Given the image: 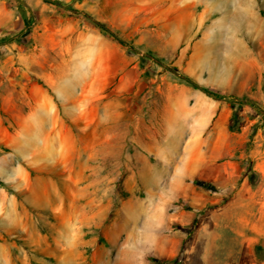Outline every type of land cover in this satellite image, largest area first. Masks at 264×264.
Returning <instances> with one entry per match:
<instances>
[{"label":"rangeland","instance_id":"obj_1","mask_svg":"<svg viewBox=\"0 0 264 264\" xmlns=\"http://www.w3.org/2000/svg\"><path fill=\"white\" fill-rule=\"evenodd\" d=\"M56 1L62 6L54 5L45 16L56 31L50 52L73 58L66 69L82 76L84 100L95 117L90 126L69 122L62 129L65 143L45 144L40 137L33 148L36 162L20 161L32 179H41L53 208L33 211L39 228L35 240L0 235V264H264V239L250 248L223 250L229 246L228 233L223 231L218 241L210 238L215 210L228 199L223 181H211L209 169L202 177H190V168L184 167L188 183L182 189L180 158L158 153L173 125L195 121L186 127L187 141L198 129L196 115L208 110L194 97L207 94L183 76L225 96L214 99L212 117L201 128L202 143L212 137L218 146L207 151L217 157V165L229 158L240 161L241 155L250 159L251 147L264 146V0H184L178 20L183 23L173 8L156 16L158 4L126 16L102 0ZM93 20L105 23L133 49L114 41ZM37 22L21 0H0V119L10 130L16 113L1 107L2 89L10 83L6 75L21 71L17 42L38 40L34 36L42 28L35 27ZM45 40L51 42L48 35ZM96 55L100 58L91 62ZM176 99L182 103L174 105ZM103 102L110 115L121 111L120 122L97 121V105ZM8 150L0 143V173L19 166L14 157L2 158ZM52 157L56 163L48 160ZM246 163L238 184L260 179L255 162ZM66 168L86 170L73 174ZM0 188L12 192L1 180ZM43 199L40 203L47 204Z\"/></svg>","mask_w":264,"mask_h":264},{"label":"crops","instance_id":"obj_2","mask_svg":"<svg viewBox=\"0 0 264 264\" xmlns=\"http://www.w3.org/2000/svg\"><path fill=\"white\" fill-rule=\"evenodd\" d=\"M102 1L105 2L104 6L119 9V12H115V14L126 16L133 15L135 10L151 8L157 4L160 9L156 16H164L168 14L166 11L168 8H173L177 22L183 23L178 20L179 16H182L184 0ZM21 3L29 9L31 15L37 17L38 24L35 27L42 28V31L37 35L34 34V38L38 37V40H33L28 45L17 42L16 57L17 62L22 64L18 67L21 71H18L16 75H6V80H10V83H5L6 89H2L1 107L7 112L16 113L14 130L9 129L10 124L3 123L2 125L0 119V143L11 149V151H5L2 158L5 159L8 156L12 159L14 157L19 166L13 171H8V168L3 169L0 173V180L12 191L8 194L5 188H0V235L6 239L19 236L18 238L35 240L38 238L39 228L33 211H49L53 206L48 202V191L42 190V187L39 186L41 179L39 177L32 179L30 171L26 167H21L20 161L31 159L36 162L35 157L33 158V148L36 144L41 143L40 137H42V143L45 144L58 143V139L59 143H65L62 129L67 130L69 122L77 121L81 122L79 124L81 127L90 126L89 122L94 119L95 111L85 103L82 76L73 77L72 72L66 69V64L73 61L70 54L67 56V53L59 50L55 52V55L50 52L55 44L54 32L56 31L50 29V23L45 16L50 10H54V5L44 0H21ZM47 35L51 42L45 40ZM84 44L87 43L83 42ZM94 58L91 62H96L100 57L96 55ZM12 76L16 77V87H13L12 81L15 78ZM248 88L250 90V86ZM194 97L198 105L202 102L208 105L205 114L200 117L196 115L198 129L194 130L190 139L186 141V127L188 128L195 121L182 119L181 125L176 123L171 127L170 135L169 133L167 136L164 135L161 142L166 147L158 150V153H162L169 160L180 158L177 165L178 176L183 179L182 189L188 183L185 179L186 174L183 173L184 167L190 168V177H202L205 170L209 169L211 181H223V184L220 185L228 199L215 210L213 217L215 233L210 238L218 241L222 238L224 231L228 233L229 246L223 250L230 248L233 250L236 247L238 249L250 248V244L264 239V183L262 182L264 179V146L259 143L251 147L250 153L247 155L251 156L250 159L246 155H241L240 161L229 158L225 164L217 165V157H214L213 153L207 155V151H215L218 148L217 144L213 143L214 138H209L207 143H202L201 139V128L205 127L211 119V105L215 100L201 92L195 93ZM182 101L185 100L182 98ZM181 103L179 99H176L174 105ZM101 107L102 116H99L98 110ZM174 107L176 110V106ZM107 108L104 102L101 106L97 105V121L111 118L114 122H120L121 111L113 110L110 115ZM175 112L178 115L177 111ZM188 121H190L189 124H187ZM116 126L120 127L121 124L117 123ZM67 134L71 137V134ZM183 143L186 144L180 150L179 145ZM227 149L231 155L233 146L230 145ZM48 160L56 163L58 158L52 157ZM248 161L255 162L254 168L260 172V179H256L257 182L249 183L247 178H244L238 184V178L245 170ZM241 163L244 165H240ZM66 169L71 170L73 174H80L86 170V168H80V171ZM181 170L182 173H180ZM21 176H23L22 183ZM15 192L24 193V198L18 200V194ZM40 197H43L47 204L40 203ZM217 249L222 250V248Z\"/></svg>","mask_w":264,"mask_h":264},{"label":"trees","instance_id":"obj_3","mask_svg":"<svg viewBox=\"0 0 264 264\" xmlns=\"http://www.w3.org/2000/svg\"><path fill=\"white\" fill-rule=\"evenodd\" d=\"M45 2L47 3H50V4H53V5H57V6H62L60 2L56 1V0H44ZM101 31H103L105 34H107L110 38H112L114 41L118 42L120 45L122 46H126L130 49H133V47L128 44L123 38H121L117 32L113 31L112 29H110L105 23L103 22H100V21H97V20H93L92 21ZM172 71L173 72H176V68L173 67L172 68ZM188 84H190L193 88H196V89H200L202 90L203 92H205L207 95L213 97L214 99H217V100H221L223 98H225L224 95L218 93V92H215L207 87H204V86H201L199 85L195 80H193L192 78L190 77H187V76H183L182 77ZM240 103V102H239ZM248 104L251 105V106H254L256 107V103L253 102V101H248Z\"/></svg>","mask_w":264,"mask_h":264},{"label":"water","instance_id":"obj_4","mask_svg":"<svg viewBox=\"0 0 264 264\" xmlns=\"http://www.w3.org/2000/svg\"><path fill=\"white\" fill-rule=\"evenodd\" d=\"M241 100V99H240Z\"/></svg>","mask_w":264,"mask_h":264}]
</instances>
